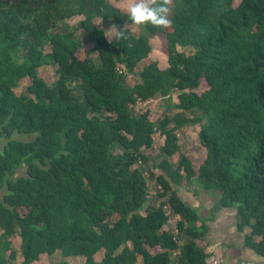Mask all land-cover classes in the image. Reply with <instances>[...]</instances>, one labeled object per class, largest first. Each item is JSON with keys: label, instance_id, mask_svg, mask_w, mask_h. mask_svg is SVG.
Returning <instances> with one entry per match:
<instances>
[{"label": "trees", "instance_id": "1", "mask_svg": "<svg viewBox=\"0 0 264 264\" xmlns=\"http://www.w3.org/2000/svg\"><path fill=\"white\" fill-rule=\"evenodd\" d=\"M96 19L133 24L108 0H0V264L17 252L21 264L55 253L57 264H207L209 226L173 187L183 178L218 192L219 208L236 207L237 229H250L245 244L264 257V0H173L170 28L136 25L134 36L126 27L117 43ZM159 35L167 67L150 61L129 85ZM84 44L96 57L76 55ZM43 65L56 67L53 82ZM173 91L181 111L172 116L155 122L134 109ZM189 123H200L207 149L198 167L179 152L178 131ZM156 132L163 158L149 165L143 148ZM149 166L160 169L153 189ZM172 215L175 235L163 229Z\"/></svg>", "mask_w": 264, "mask_h": 264}, {"label": "rangeland", "instance_id": "2", "mask_svg": "<svg viewBox=\"0 0 264 264\" xmlns=\"http://www.w3.org/2000/svg\"><path fill=\"white\" fill-rule=\"evenodd\" d=\"M109 3H111L113 6L120 9L123 13H127V8L131 4L132 0H108ZM238 3V0H235V4ZM80 18H75L69 21L71 24H76V22L79 21ZM100 20L96 19L95 23L97 24ZM101 27H103L105 30L111 28L113 25L109 23H102L100 21L99 24H97ZM127 28L131 30V32L134 34V36H138L140 31L139 28L134 25H126ZM78 37L85 41V35L84 34H78ZM157 42V46L154 44ZM153 43V49L148 55L147 58L143 59L138 66L136 67V70L132 74H127L126 76V82L129 85H132L134 82L139 80V72L141 67L150 62V61H157L160 68H166L167 67V58H166V46H165V37L163 35H159L157 37H154L152 39ZM91 46L88 44H84L80 49L77 50L76 55L79 58H83L86 55L96 57V53L93 51L91 52ZM190 48H187V51L190 52ZM40 74L43 76V78L46 80V82L51 83L57 78V72L56 67L51 65H43L39 68ZM29 78H24L20 81L19 86L16 88V91L18 93H21L25 91L26 87L30 83ZM205 81H203L204 84ZM206 85H204L205 87ZM203 87V88H204ZM178 99H177V92L173 91L170 96L163 97L159 94H155L151 98H149L146 101L138 102V104L134 107L136 111H144L148 110L149 117L151 120L158 122L160 118H162L164 115L172 116L174 113L181 111V109L177 106ZM185 115L187 117L192 116L190 112H185ZM193 117H191L192 119ZM173 124V122L171 123ZM200 123H189L188 125H185L183 129H179V152L185 154L187 157H189L194 167H198L206 158L207 156V149L204 147L199 139L198 133L200 131ZM16 138H22L25 140H32L34 138L33 135H15ZM154 142L152 146L147 147L146 149L143 148V152L148 154L150 156V162L149 165L152 164V162H158L163 158V155L160 152V146L163 144L162 136L158 134V132L153 134ZM115 153H117L115 151ZM179 157V153H175L172 156L168 158L169 162L172 164H176L177 159ZM150 170L154 172L153 176L146 177L147 178V184L149 185L150 189H153L157 183L156 181V175L160 172V169L150 167ZM26 174V167H21L20 170L17 171L14 178H18L21 176H24ZM157 186V185H156ZM173 187L175 189H179L184 194V200L189 205H192L195 207L198 211V213L206 219L207 226H209L208 229L210 231L207 232V238H205V241L207 240L209 243L213 242L214 240L218 239L222 234H227L226 239H233L231 243L234 242V244L239 245L241 243V238L239 237V233L237 231V223L239 221L238 217V211L236 207H226V208H219V193L216 191H211L204 189L201 185H198L197 183H188L184 178L181 181V183L173 184ZM167 197L164 196L159 199H151V201H148L145 204L146 206H157L162 200H166ZM144 207V209H145ZM144 212V211H143ZM178 218L176 215L170 216L168 219L167 224L169 226L173 225L174 222L178 221ZM113 220V219H111ZM199 224V222L197 223ZM167 225H165L167 227ZM231 230H234L231 238ZM236 232V233H235ZM236 238V239H234ZM203 242V241H202ZM201 242V243H202ZM221 243V240L217 241L216 244ZM18 243L19 240L17 238L13 239V247L18 250ZM204 243V242H203ZM202 243V244H203ZM103 256V252L99 253L96 256V260L99 261ZM60 255L59 253H56L52 257H47L46 255H41L40 261L38 264H56V261H60ZM70 264H82L84 259L83 258H70L69 260ZM18 264V261L15 262Z\"/></svg>", "mask_w": 264, "mask_h": 264}, {"label": "clouds", "instance_id": "3", "mask_svg": "<svg viewBox=\"0 0 264 264\" xmlns=\"http://www.w3.org/2000/svg\"><path fill=\"white\" fill-rule=\"evenodd\" d=\"M173 0H132L127 8V15L131 22L137 26H152L166 30L173 24L171 19V6ZM100 21L97 23L99 24ZM109 43H117L127 39L126 26L122 29L113 25L105 30L101 28Z\"/></svg>", "mask_w": 264, "mask_h": 264}, {"label": "crops", "instance_id": "4", "mask_svg": "<svg viewBox=\"0 0 264 264\" xmlns=\"http://www.w3.org/2000/svg\"><path fill=\"white\" fill-rule=\"evenodd\" d=\"M176 191L179 194V196L184 200L185 196H184L183 192L179 189H176ZM224 208H226V207H224ZM165 227L166 226L164 225L163 229H165ZM249 230H250L249 228H246L244 231H239L237 229V231L239 233V237L241 238V243L239 245L234 244V242L231 243V241H233V239L231 237L233 235H235V234H232L234 230H231L232 231L231 232L232 235L230 236L231 239H227L225 241L227 234L224 233L218 239L214 240L213 242L209 243L206 240L207 249H208V251L211 252V256H213V255L214 256H222L225 258L226 262L229 264L234 263V262H238L241 260H246V259L254 260V261L258 262V264H264V257L262 255L258 254L253 249L249 248L245 244V234L247 232H249ZM208 231H210V229H208ZM14 238H17L19 240V243H18V246H19L20 245V238L18 236H14L11 238L12 245H13V239ZM206 238H207V233H206ZM234 239H236V238H234ZM218 240L219 241L221 240V243L219 242L218 244H216V242ZM40 258H41V255H40L38 260L33 261L31 264H38V262L40 261ZM17 261H18V264H21L22 258L20 256L19 252H17V258H16L15 262H17ZM15 262H12L11 264H17ZM56 262L58 263L59 261H56Z\"/></svg>", "mask_w": 264, "mask_h": 264}, {"label": "built area", "instance_id": "5", "mask_svg": "<svg viewBox=\"0 0 264 264\" xmlns=\"http://www.w3.org/2000/svg\"><path fill=\"white\" fill-rule=\"evenodd\" d=\"M141 102V101H139ZM179 135V133H178ZM180 136V135H179ZM141 163V161H139V164ZM145 174L147 175V173L145 172ZM177 217H179L178 215H176ZM179 220V218H178ZM167 224H170L167 222ZM166 224V225H167ZM166 230H169L173 235H175L178 231L176 228V222L173 223V225L169 226L167 225V227H165ZM173 239L177 241V238L175 236H173ZM179 252V249L174 250V252L171 253L172 257H175ZM207 264H229L226 262L225 258L222 256H211L208 261ZM231 264H258V262L254 261V260H250V259H246V260H241L238 262H234Z\"/></svg>", "mask_w": 264, "mask_h": 264}]
</instances>
